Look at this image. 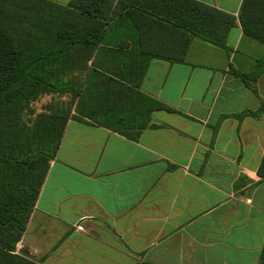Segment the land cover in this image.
Returning <instances> with one entry per match:
<instances>
[{"label": "crops", "instance_id": "0c3cea01", "mask_svg": "<svg viewBox=\"0 0 264 264\" xmlns=\"http://www.w3.org/2000/svg\"><path fill=\"white\" fill-rule=\"evenodd\" d=\"M197 1L236 17L228 49L194 38L185 62L153 59L140 91L170 110L153 111L137 139L70 118L19 254L39 264L260 263L264 44L240 25L243 0Z\"/></svg>", "mask_w": 264, "mask_h": 264}, {"label": "trees", "instance_id": "16d2710c", "mask_svg": "<svg viewBox=\"0 0 264 264\" xmlns=\"http://www.w3.org/2000/svg\"><path fill=\"white\" fill-rule=\"evenodd\" d=\"M239 21L264 44V0H243ZM236 25L197 0H0V264H39L17 246L69 119L137 139L153 111L170 110L140 91L151 61L185 62L194 38L228 49ZM67 91L75 116L60 108L24 120L42 95Z\"/></svg>", "mask_w": 264, "mask_h": 264}, {"label": "rangeland", "instance_id": "374dc122", "mask_svg": "<svg viewBox=\"0 0 264 264\" xmlns=\"http://www.w3.org/2000/svg\"><path fill=\"white\" fill-rule=\"evenodd\" d=\"M79 107V99L75 98L69 91L44 94L31 104L30 110L24 114V120L31 124L38 116L49 114L60 108L70 110V115L75 116Z\"/></svg>", "mask_w": 264, "mask_h": 264}]
</instances>
